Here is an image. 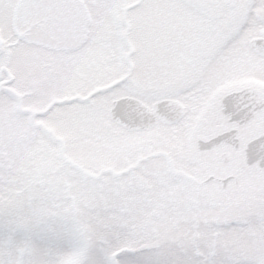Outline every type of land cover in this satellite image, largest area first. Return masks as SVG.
I'll use <instances>...</instances> for the list:
<instances>
[{
  "label": "snow or ice",
  "instance_id": "6c2138e0",
  "mask_svg": "<svg viewBox=\"0 0 264 264\" xmlns=\"http://www.w3.org/2000/svg\"><path fill=\"white\" fill-rule=\"evenodd\" d=\"M0 264H264V0H0Z\"/></svg>",
  "mask_w": 264,
  "mask_h": 264
}]
</instances>
